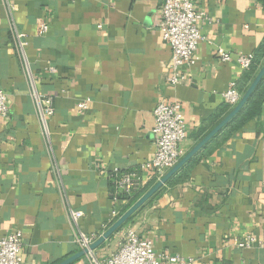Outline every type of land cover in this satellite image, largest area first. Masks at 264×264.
I'll return each mask as SVG.
<instances>
[{"label": "crops", "instance_id": "1", "mask_svg": "<svg viewBox=\"0 0 264 264\" xmlns=\"http://www.w3.org/2000/svg\"><path fill=\"white\" fill-rule=\"evenodd\" d=\"M163 1L0 0V90L9 107V116L0 117V236L22 234L24 264H60L81 252L69 207L84 214L87 235L111 228L117 221L109 175L142 172L153 159L158 104L182 106L187 155L228 106L223 94L230 84L245 75L218 52L256 54L264 44L258 0H196L204 40L188 84L170 88ZM41 24L48 27L43 36ZM13 25L27 36V61ZM35 93L52 99L48 135ZM143 174L151 189L157 178ZM129 227L158 253L196 264H264V247L235 243L249 234L264 242V103L261 117L212 140L95 256L103 261L117 253Z\"/></svg>", "mask_w": 264, "mask_h": 264}, {"label": "built area", "instance_id": "2", "mask_svg": "<svg viewBox=\"0 0 264 264\" xmlns=\"http://www.w3.org/2000/svg\"><path fill=\"white\" fill-rule=\"evenodd\" d=\"M12 11L14 12V9ZM160 16V30L163 40L172 51V57L167 66L169 76L166 79V85L175 88L189 82L190 70L196 64L195 56L199 44L204 40L200 31V23L205 20V16L197 10L196 0H164ZM47 32L48 27L41 24L38 34L43 36ZM13 33L18 51L27 61V36L19 32L15 25H13ZM218 58L224 63L235 60L243 71L249 70L254 61L253 54H236L234 56L224 51L218 52ZM242 96L238 90L237 82H232L223 94L225 103L230 107H236ZM34 97L38 104L42 129L44 134L48 135V122L55 113L52 99L39 96L36 93ZM86 108V103L80 105L81 110H86ZM181 110L182 106L179 103L165 101L159 103L154 111L155 154L153 159L141 167L142 172L130 171L123 173L115 169L109 175L114 186L111 192L114 205L112 214L116 221L120 218L117 208L121 204L120 198L122 195H131L144 188V171L151 172L159 181L186 155L183 144L188 139L189 132ZM8 116L7 95L0 90V117L7 118ZM54 172L57 175L59 174L56 162ZM62 192L66 197L67 192L64 188H62ZM68 211L76 229L75 239L77 245L81 251H89L86 255L88 264H196L193 258L169 255L167 252L158 253L153 241L142 238L131 227L126 229L118 252L103 261L99 260L94 251H90V248L101 236H90L84 233L80 226L84 214L73 210L71 207L68 208ZM235 243L242 250L264 247V242L251 234L238 239ZM22 249V234L9 232L4 236H0V264H24Z\"/></svg>", "mask_w": 264, "mask_h": 264}, {"label": "trees", "instance_id": "3", "mask_svg": "<svg viewBox=\"0 0 264 264\" xmlns=\"http://www.w3.org/2000/svg\"><path fill=\"white\" fill-rule=\"evenodd\" d=\"M258 1L264 7V0H258ZM253 55H254V61H253L252 66L250 67L249 70L244 71L245 75L241 83L238 84V90L241 95H244L247 92V90L249 89L253 81L255 80L256 76L258 75L262 67L264 66V44L262 45V48H260L256 52V54H253ZM263 103H264V79L259 84L255 93L253 94L251 99L248 101L246 106L242 109V111L213 140L217 139L220 135H232L233 133L239 132L249 122L254 121L255 119L261 117L263 113ZM234 108L235 107L226 106L223 110H221V112L218 113V115L215 117L216 119L213 122V125L209 128L202 129V131H200L197 134L196 136L197 142L203 140L214 128H216L222 122L224 118H226L232 112ZM176 175L177 174H175L167 184H171L175 180ZM113 187L114 186L112 182L110 181L111 191L113 190ZM149 189L150 188L144 187L141 190L136 191L131 195H127V194L122 195V197L120 198V201L122 205L124 206V208L120 212V217L123 214H125L144 194H146L149 191ZM157 193L151 199H153L157 195ZM134 217L135 215H133L129 219V221L120 230L130 225Z\"/></svg>", "mask_w": 264, "mask_h": 264}, {"label": "water", "instance_id": "4", "mask_svg": "<svg viewBox=\"0 0 264 264\" xmlns=\"http://www.w3.org/2000/svg\"><path fill=\"white\" fill-rule=\"evenodd\" d=\"M264 79V66L256 76L255 80L242 96L239 104L232 110V112L222 120V122L214 128L203 140H201L181 161L170 170L161 180H159L146 194H144L125 214H123L117 222L109 228L90 248V251H95L104 245L112 236H114L128 221L135 215L158 191H160L172 177L177 174L183 167H185L198 153L201 152L246 106L251 99L259 84ZM88 250L81 251L73 257L67 259L60 264H73L82 259L88 254Z\"/></svg>", "mask_w": 264, "mask_h": 264}, {"label": "bare ground", "instance_id": "5", "mask_svg": "<svg viewBox=\"0 0 264 264\" xmlns=\"http://www.w3.org/2000/svg\"><path fill=\"white\" fill-rule=\"evenodd\" d=\"M146 239V238H145Z\"/></svg>", "mask_w": 264, "mask_h": 264}]
</instances>
